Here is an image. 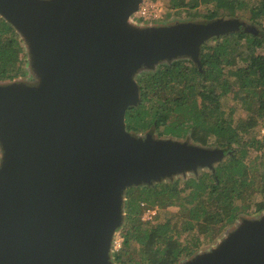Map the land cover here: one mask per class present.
<instances>
[{
	"label": "water",
	"instance_id": "water-1",
	"mask_svg": "<svg viewBox=\"0 0 264 264\" xmlns=\"http://www.w3.org/2000/svg\"><path fill=\"white\" fill-rule=\"evenodd\" d=\"M143 2L0 0L33 74L0 81V264H114L129 187L225 157L134 133L126 112L140 103L139 74L177 59L201 66L207 41L257 27L238 17L142 22L133 14ZM177 264H264V211Z\"/></svg>",
	"mask_w": 264,
	"mask_h": 264
},
{
	"label": "trees",
	"instance_id": "trees-1",
	"mask_svg": "<svg viewBox=\"0 0 264 264\" xmlns=\"http://www.w3.org/2000/svg\"><path fill=\"white\" fill-rule=\"evenodd\" d=\"M201 6L207 9L202 20L250 10L261 30L212 38L201 47V66L177 59L139 74L140 103L127 110L126 125L134 133L153 126L158 137L214 142L231 155L186 178L129 187L114 264H177L214 243L243 214L264 210V170L255 174L245 163L258 151L264 166V0H166L173 12ZM163 19L155 22L167 23ZM23 42L0 15V81L28 73ZM227 101L233 102L228 108ZM239 109L247 113L236 117ZM147 208L155 214L143 220Z\"/></svg>",
	"mask_w": 264,
	"mask_h": 264
},
{
	"label": "rangeland",
	"instance_id": "rangeland-1",
	"mask_svg": "<svg viewBox=\"0 0 264 264\" xmlns=\"http://www.w3.org/2000/svg\"><path fill=\"white\" fill-rule=\"evenodd\" d=\"M146 1H151V0H144V3L146 2ZM153 1V3H158L159 5H161L162 6V8H163V18L165 19H163L164 20V22H167V23H173V22H175V21H199V20H202L203 18H201L202 17V15L203 14H205L206 13V11H207V9L204 7V6H201V7H199V8H197V9H192V10H185V9H183V10H178V11H170L169 9H167L166 8V0H152ZM251 15H252V13L250 12V10H243V11H239V12H237V16L236 17H238V18H240L242 21H244V22H246L247 24H251V25H255L256 27H257V31H259V30H261L260 29V26H258V24L257 23H255L254 21H252L250 18H251ZM192 16H196V17H199V18H195V19H193V18H191ZM24 44H25V42H24ZM25 47H26V44H25ZM25 67L26 68H28L29 69V71L31 70V66H30V64L27 62V63H25ZM28 71V75L26 74V75H24V76H22L21 77V79L24 81V80H26L27 78H31V76H33V74H32V72L30 71L29 72ZM233 104V102L232 101H227V107L226 108H228V106H230V105H232ZM247 112L246 111H242L241 109H239V110H237L236 111V117L237 116H239V115H242V116H244L245 114H246ZM264 131V130H263ZM141 133L142 134H146V133H154L155 135H159L158 134V131L157 130H155V128L153 127V126H151V127H148V128H146V129H144V130H142L141 131ZM161 137H169V136H161ZM179 140H189L191 143H194V144H197V145H201V146H204V147H217L216 145H215V143L214 142H211L210 144H208V145H202V144H199V143H197V142H194L191 138H190V136L188 135V137H185V138H180ZM0 155H1V150H0ZM231 154H228V155H225V157L223 158V160L222 161H220V162H223L224 160H226L229 156H230ZM260 155H262L261 154V152H258V151H254L253 153H251L249 156H247L246 158H245V163H246V165L247 166H249V168L252 170V172L254 171V173L256 174V173H261V172H263V170H264V166L262 165V163H261V158L260 159H258V157L260 156ZM200 170H203V169H199V171ZM157 209V208H156ZM173 209H176V207H173ZM264 211V210H263ZM262 211V212H263ZM258 213L259 212H257V213H253V214H243L242 216L243 217H245V218H252V217H256L257 215H258ZM260 214V213H259ZM148 214H147V210L145 209L144 210V213H143V216H142V219L143 220H149V218H148ZM154 216V215H153ZM152 216V217H153ZM144 217V218H143ZM145 217H146V219H145ZM152 219V218H151ZM127 221V219H126V215H125V217H124V223ZM236 224V223H235ZM235 224L234 225H232V226H229L228 228H226L225 230H224V234H226L230 229H232L234 226H235ZM129 231V230H128ZM128 231H126V233H128ZM121 232H122V228L120 229V230H118L117 232H116V234H115V240L117 241V244L119 243V242H122L123 241V239H124V235L123 234H121ZM130 232V231H129ZM217 241V240H216ZM216 241H214V243L216 242ZM214 243L212 242V244H208V245H206V246H204V247H202L201 249H200V251H204V250H207V249H209V248H211L213 245H214ZM133 245L135 246V243H133Z\"/></svg>",
	"mask_w": 264,
	"mask_h": 264
},
{
	"label": "built area",
	"instance_id": "built-area-1",
	"mask_svg": "<svg viewBox=\"0 0 264 264\" xmlns=\"http://www.w3.org/2000/svg\"><path fill=\"white\" fill-rule=\"evenodd\" d=\"M133 17L142 22H155L163 18V8L158 3H153V1L143 2L139 9L133 14ZM148 218L151 219L155 214V210L152 208H147ZM144 218V217H143ZM146 219V217H145ZM121 247V242L117 244V241H114V249L118 250Z\"/></svg>",
	"mask_w": 264,
	"mask_h": 264
}]
</instances>
